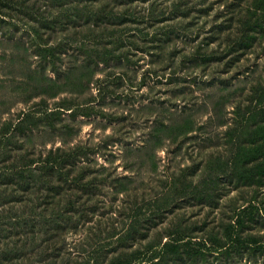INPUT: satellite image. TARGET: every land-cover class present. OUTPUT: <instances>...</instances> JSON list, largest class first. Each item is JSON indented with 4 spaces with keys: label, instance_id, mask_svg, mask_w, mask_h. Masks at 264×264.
Segmentation results:
<instances>
[{
    "label": "rangeland",
    "instance_id": "1",
    "mask_svg": "<svg viewBox=\"0 0 264 264\" xmlns=\"http://www.w3.org/2000/svg\"><path fill=\"white\" fill-rule=\"evenodd\" d=\"M162 1L169 5L174 0ZM191 5L198 9L185 22L192 33L177 40L178 51H194L224 21L230 5H240L243 15L248 7L263 9L253 16L252 45L231 54L234 45L223 35L209 47L219 60L202 66L182 62L178 55L173 68L163 65L154 52L138 51L131 65L101 64L93 74L80 69L77 77L91 82L71 83L56 97L48 93L44 77L54 79L55 73L42 67L28 25L0 14V140L8 129L29 127L19 138L36 153L77 144L90 147L95 169L129 178L128 192L115 197L111 189L99 210L105 217L118 212L117 224L128 221L127 212H121L136 201L145 200L147 206L149 199L166 198L171 178L188 168L190 189L204 182L202 189L210 198L198 201L187 196L159 218L156 229L163 233L181 216L188 225L204 229L194 240L211 231H219L221 237L231 233L229 239L226 236L227 253L218 256L214 246L206 247L210 254L205 264H264V183L244 188L243 193L229 177L231 169L224 167L239 139L264 146L263 134L253 137L254 129L246 123L251 107L264 108V95L255 91L264 84V0H192ZM208 7L209 15L200 14ZM240 26L235 23L234 29L242 34L246 27ZM68 67L63 62L62 68ZM120 72L126 74L116 77ZM107 82L109 87L103 89ZM262 117L263 113L257 116ZM177 127L190 128L182 134ZM243 196L254 197L240 207ZM230 224L234 228H228ZM83 235L69 236L71 251Z\"/></svg>",
    "mask_w": 264,
    "mask_h": 264
},
{
    "label": "trees",
    "instance_id": "2",
    "mask_svg": "<svg viewBox=\"0 0 264 264\" xmlns=\"http://www.w3.org/2000/svg\"><path fill=\"white\" fill-rule=\"evenodd\" d=\"M191 3L192 0H174L169 5L162 0H0V14L28 25L31 45L42 67L49 66L55 73L54 79L44 77L48 93L56 97L71 83L91 82L77 77L80 69L93 74L101 64L131 65L138 51L154 52L163 65L173 68L178 55L182 62L194 61L202 66L219 60L209 47L223 35L234 45L231 54L252 45L256 36L253 16L256 10L263 9L248 7L245 16L240 5H230L224 21L194 51H178L177 40L192 33L191 25L185 22L198 9ZM209 9H201L200 14L209 15ZM171 20L174 22H166ZM234 21L246 31L241 34L234 29ZM63 62H68L69 67L62 68ZM117 74L123 77L126 73ZM255 91L264 95V84ZM251 108L246 123L254 129L253 137L264 136V108ZM260 113L263 117L258 119ZM28 128L8 129L0 140V264H205L210 254L206 247L214 246L218 256L228 252L224 249L230 247L227 237L231 233L221 237L219 231H211L202 240H194L198 230L204 229L188 225L181 216L163 233L156 229L159 218L187 196L198 201L210 198L203 191L204 182L190 189L188 168L171 178L165 200L149 199L147 206L145 200L136 201L121 212H127L128 221L122 219L117 224L114 216L118 212L105 217L99 210L105 207L103 196L111 189L115 197L128 192L129 178L113 177L106 168L95 169L90 157L92 149L80 144L36 153L24 147L19 138V133L26 135ZM178 128L184 134L190 127ZM162 130L156 137L160 138ZM262 159L264 146L255 142L247 145L239 139L232 157L224 161L225 169H231L233 184L243 193L244 188L264 183ZM253 197L243 196L240 207ZM232 227L230 224L228 228ZM82 233L71 251L69 236Z\"/></svg>",
    "mask_w": 264,
    "mask_h": 264
}]
</instances>
